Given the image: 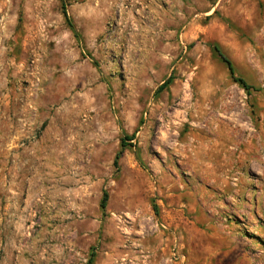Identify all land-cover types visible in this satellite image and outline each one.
Listing matches in <instances>:
<instances>
[{"label": "rangeland", "instance_id": "obj_1", "mask_svg": "<svg viewBox=\"0 0 264 264\" xmlns=\"http://www.w3.org/2000/svg\"><path fill=\"white\" fill-rule=\"evenodd\" d=\"M18 257L264 264V0H0V264Z\"/></svg>", "mask_w": 264, "mask_h": 264}, {"label": "trees", "instance_id": "obj_2", "mask_svg": "<svg viewBox=\"0 0 264 264\" xmlns=\"http://www.w3.org/2000/svg\"><path fill=\"white\" fill-rule=\"evenodd\" d=\"M62 8H63V14H64V16L66 18V21L68 22L70 27L74 30L73 25L70 22V18L67 15L65 6L63 5ZM214 49L216 50L218 55L221 57L223 62L226 64V66H227V68H228V70L230 72V75L235 80V82L239 83L247 92H249L251 89H253V87L250 86L243 78H240V77L236 76V71H235L234 65L224 55V53L221 51V49L218 46H215ZM171 81H172L171 77L168 78L167 80H165L164 83L157 89V92L163 91L171 83ZM118 159H119V155L116 157V160L114 162V165L116 167L118 165ZM107 202H108V194L106 192H104L103 197H102L101 202H100V208L102 209L103 212H105V210L107 208ZM89 261H91V259Z\"/></svg>", "mask_w": 264, "mask_h": 264}, {"label": "crops", "instance_id": "obj_3", "mask_svg": "<svg viewBox=\"0 0 264 264\" xmlns=\"http://www.w3.org/2000/svg\"><path fill=\"white\" fill-rule=\"evenodd\" d=\"M232 157V156H231ZM30 210V209H29ZM33 208L31 209V211ZM33 213V211L31 212ZM59 236H61L60 246H64L65 249L73 247V241L70 238V232L67 229L60 230ZM230 257V256H229ZM2 264H23V260L21 258H7L5 261L2 262Z\"/></svg>", "mask_w": 264, "mask_h": 264}, {"label": "bare ground", "instance_id": "obj_4", "mask_svg": "<svg viewBox=\"0 0 264 264\" xmlns=\"http://www.w3.org/2000/svg\"><path fill=\"white\" fill-rule=\"evenodd\" d=\"M225 140V139H224ZM231 140V139H230ZM226 141V140H225ZM227 142V141H226ZM190 144H188V146L187 147H191L192 149H191V151L193 152L194 151V149H195V147H194V144L196 143L195 141H190L189 142ZM222 145V144H221ZM239 145V144H238ZM224 146V145H223ZM219 147V146H218ZM236 147H238L237 145H236ZM235 148V147H234ZM233 150V149H232ZM231 150V151H232ZM235 150V149H234ZM237 151V150H236ZM195 152V151H194ZM230 152V151H229ZM196 154V153H195ZM222 154V153H221ZM224 154H226L225 152H224ZM227 155V154H226ZM203 157V156H202ZM207 157V156H206ZM222 157V156H221ZM230 157V156H229ZM201 158V157H200ZM203 159V158H202ZM227 159H229V158H227ZM233 159V158H232ZM225 160H226V158H225ZM222 162H224L223 160H222ZM228 162V161H227ZM216 171V170H215ZM223 171V170H222ZM212 172V171H211ZM217 174V173H216ZM263 194V193H262Z\"/></svg>", "mask_w": 264, "mask_h": 264}]
</instances>
